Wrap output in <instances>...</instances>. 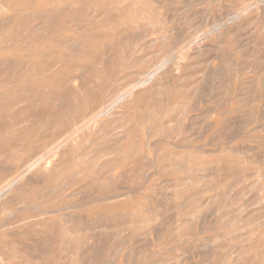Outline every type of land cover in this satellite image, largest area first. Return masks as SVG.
I'll return each instance as SVG.
<instances>
[{
	"label": "rangeland",
	"instance_id": "1",
	"mask_svg": "<svg viewBox=\"0 0 264 264\" xmlns=\"http://www.w3.org/2000/svg\"><path fill=\"white\" fill-rule=\"evenodd\" d=\"M0 264H264V0H0Z\"/></svg>",
	"mask_w": 264,
	"mask_h": 264
},
{
	"label": "bare ground",
	"instance_id": "2",
	"mask_svg": "<svg viewBox=\"0 0 264 264\" xmlns=\"http://www.w3.org/2000/svg\"><path fill=\"white\" fill-rule=\"evenodd\" d=\"M154 76H155V75H154ZM149 79H150V78H149ZM146 81H147V80H146ZM138 83H139V82H138ZM146 84H147V83H146ZM17 186H18V185H17ZM22 186H23V184H22ZM14 187H16V186H14ZM73 241H74V240H73ZM73 241H72V242H73ZM34 254H35V253H34ZM36 255H37V254H36ZM33 256H34V255H33ZM37 256H38V255H37ZM37 256H36V257H37ZM37 259H38V258H37Z\"/></svg>",
	"mask_w": 264,
	"mask_h": 264
}]
</instances>
